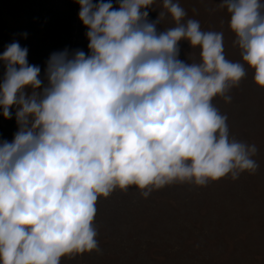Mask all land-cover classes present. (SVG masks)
Returning <instances> with one entry per match:
<instances>
[{
  "label": "clouds",
  "instance_id": "clouds-1",
  "mask_svg": "<svg viewBox=\"0 0 264 264\" xmlns=\"http://www.w3.org/2000/svg\"><path fill=\"white\" fill-rule=\"evenodd\" d=\"M88 53L67 48L29 64L14 41L0 52V115L18 130L0 140V264H61L100 251V197L136 186L143 197L174 183L204 186L254 174L257 146L230 136L213 104L253 69L264 87V0H221L242 62L224 55L223 32L185 19L178 0H75ZM170 15L174 27L158 25ZM26 35V34H25ZM199 62L179 58L180 41Z\"/></svg>",
  "mask_w": 264,
  "mask_h": 264
},
{
  "label": "rangeland",
  "instance_id": "rangeland-1",
  "mask_svg": "<svg viewBox=\"0 0 264 264\" xmlns=\"http://www.w3.org/2000/svg\"><path fill=\"white\" fill-rule=\"evenodd\" d=\"M178 2L185 19L198 20L204 31L223 32L226 59L243 63L229 27L230 14L218 7L221 0ZM152 7L145 10L155 20L162 0H154ZM78 12L75 0H0V52L19 42L43 78L51 53L65 48L88 53L87 28ZM174 26L166 15L157 27ZM179 47L181 60L199 62L198 46L182 40ZM245 68L246 77L229 92L231 102L217 96L213 104L227 116L231 137L257 146V171L204 186L174 183L146 198L136 186L100 197L94 220L100 251L65 256L61 264H264V87L253 81V69ZM3 72L0 63V78ZM12 111L11 119L0 115V140L11 141L18 130Z\"/></svg>",
  "mask_w": 264,
  "mask_h": 264
}]
</instances>
